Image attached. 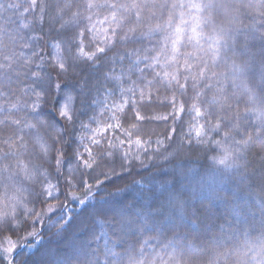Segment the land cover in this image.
<instances>
[{
  "label": "snow or ice",
  "instance_id": "obj_1",
  "mask_svg": "<svg viewBox=\"0 0 264 264\" xmlns=\"http://www.w3.org/2000/svg\"><path fill=\"white\" fill-rule=\"evenodd\" d=\"M29 9L41 27L47 15L49 27L56 30L60 42L52 46H64L66 55L56 57L58 76L67 75L69 68H88L100 72L98 83L105 97L119 94V101H113L110 107L104 102L110 112L105 126L100 127L101 122L92 118L98 126L90 130V143L97 150L93 154L91 147H85L88 159L83 167L92 169L95 164L99 169V174L92 177L94 181L100 177L111 179L116 171L111 162L117 156L123 169L148 152L151 141L141 138L139 122L171 117L176 123L187 116L188 142H210L220 149L221 155L213 160L225 173L235 172L242 183L250 181L260 188V211L264 214V0H30L24 8L19 2L0 0V234L34 227H26V223L29 217L37 216L35 205H46L38 222L56 211L50 201H58L63 195H53L48 190L54 186L43 164L55 165L59 173V157L64 151L57 145L66 141L58 135L49 143L50 125L57 133L60 129L43 111L41 105L47 101L32 85L46 93L48 88L43 80L21 72L31 60L23 51L29 46L23 31L32 25L27 19ZM253 41H259L258 48ZM29 79L32 84L22 87V80ZM14 86H21L24 95L36 99L22 101ZM162 90L167 94L161 96ZM55 91H62L59 83ZM80 92L82 103H90L83 88ZM72 100L69 94L60 106V116L69 122L73 119ZM165 101L170 106L167 113L141 114V108ZM94 102L100 103L98 99ZM122 117L127 118L128 127H124ZM114 128H123L128 149L124 140L117 137L115 142L106 135ZM171 132L175 133L176 128ZM213 134L220 138L215 139ZM80 142L83 144V138ZM155 143L162 145L164 141L157 139ZM133 145L135 155L131 152ZM73 173L69 168L64 176L66 187H74V181L83 186V176L77 179ZM217 183L222 185L224 181L212 176L206 184L201 182L198 190L207 189L212 194ZM72 199L84 203L81 198ZM28 203L33 207L29 208ZM186 203L169 193L166 203L156 207L150 200L140 207L133 201L106 210L107 215L97 212L95 219L104 225L112 224L118 234L109 246V233H101L106 237L105 255L111 257L106 264H264V221L253 236L254 225L246 216L241 217L239 208H234L215 228L210 216L202 218L193 209L190 215L195 231L183 232L180 228L188 214ZM169 209H174L175 215ZM60 211L64 224H70L72 218L65 207L61 206ZM67 231L63 227L54 236L68 242ZM146 232L154 234L145 237ZM133 233L138 234L135 240L127 243L123 251H116V244L131 240ZM5 240V251L12 252L15 243L11 237ZM150 241L156 242L158 250ZM65 264L97 261L68 257Z\"/></svg>",
  "mask_w": 264,
  "mask_h": 264
},
{
  "label": "trees",
  "instance_id": "obj_2",
  "mask_svg": "<svg viewBox=\"0 0 264 264\" xmlns=\"http://www.w3.org/2000/svg\"><path fill=\"white\" fill-rule=\"evenodd\" d=\"M9 2H19L22 8L30 2V0H5ZM48 0H38V3H47ZM13 11V10H10ZM27 19L32 21L29 29L23 30L26 38L29 41V46L23 49L25 56H31L30 63L25 65L22 73H26L33 79L44 81V87L48 88L46 93L40 86L32 85L39 93L42 100L47 103H42L41 107L47 116L56 121L55 127L60 129L57 133L50 127L47 130V138L49 143H52L54 137L62 135L66 143L57 145L64 151V155L59 157L62 160L61 171L58 173L55 170V165L49 166L44 163L43 167L48 172V181L54 187H49V191L53 195L62 192L59 200L50 201L56 211L43 216L42 219L37 218L41 215L46 205L36 204L35 209L37 216L29 217L27 225H35L34 227L21 230L16 233L4 232L0 234V264H65L68 257H78L81 260H95L97 264H106L110 260V256L105 255L106 237L101 233L107 231L111 237L108 240L109 246L113 241L117 240L118 234L114 231L112 224L104 225L95 219L97 212L106 210H114L124 206L125 204L135 202V206L140 207L145 205V201L150 200L151 206H159L162 202L167 201L169 193L176 195L179 199L186 201L188 214L183 220V227L180 228L183 232L195 231L192 224L191 211L194 209L197 215L202 218L208 215L214 220L213 228L217 224L223 222L226 216H229L234 208H239L241 217H247L249 223L254 225L252 235L258 234V228L261 221H264V214L260 211L261 195L260 188L252 182L242 183L235 172L225 173L222 166L218 165L213 157L221 155L220 149L214 144L207 143L196 145L193 141L188 142L187 131L190 118L182 116L180 121L172 122V118L168 120H144L139 122L141 138L151 141V147L147 153H142L140 160L133 162V165H127L123 169L120 167V158L116 157L112 161V166L116 171L112 174L111 179L100 177V180L94 181L93 176L99 174V169L95 164L92 169L83 167V162L88 159V153L85 147H91L93 154L96 153V146L90 143L91 129L98 125L92 119L95 117L101 122L100 127L105 126L108 122L107 118L110 112L104 107L105 100L110 107L113 101H119V94L105 97L103 87L99 85L100 72H94L88 68L68 69V74L61 77L57 73L58 68L57 55H66L63 44H60L59 49L52 45L60 43L56 38V30L49 27V20L45 15L43 27L36 22L32 10H28ZM47 12V9H46ZM38 15V10H37ZM57 29L59 25L55 26ZM255 48L259 47V41H253ZM33 52L37 55H31ZM50 77V79H49ZM87 80V84L84 81ZM59 83L62 91L57 93L55 85ZM32 84V81L22 80V87H27ZM17 87L16 94L22 101L31 102L36 99L33 95H24L20 90L21 86ZM99 87V92L96 91ZM83 88L87 93L86 99L90 103H82L80 89ZM71 94L73 100L71 102V114L73 119L71 122L63 119L60 116V106L63 100ZM163 90L160 95H166ZM98 99L100 103L94 101ZM179 99H185L180 97ZM169 105L165 101L163 104H156L151 108H141L142 115H161L169 111ZM129 108L131 104L129 103ZM127 112V110H126ZM124 127H128L126 117H122ZM175 127L176 132L172 133L171 128ZM183 128V134L181 133ZM109 139L118 142L125 141V149H128L127 137L123 134V128L109 129L106 133ZM171 136V139L167 137ZM215 139L220 137L213 134ZM83 138V144H81ZM99 138V137H98ZM163 140L162 145H157L155 141ZM157 148L159 149L157 151ZM258 151V150H257ZM77 152L80 156H77ZM132 155L136 154V148L133 145L131 149ZM251 158V157H250ZM141 160L143 163H141ZM257 165L259 160L256 161ZM74 170V175L79 179L82 175L86 182L83 186L74 181V187H66L64 176L68 174V169ZM105 171H111L105 168ZM212 176L219 177L224 181L221 185H215V192L210 194L207 189L199 191L201 182L205 184ZM38 180H43V177H38ZM31 187V185H26ZM38 188V185H36ZM48 185L46 184L45 187ZM27 195V194H25ZM83 199L81 204L79 200H74L72 197ZM29 200L31 197L28 198ZM211 201V202H210ZM27 206L32 208L33 205L28 203ZM61 206L65 207L67 214L72 218L71 223L64 224L61 213ZM21 211L18 209V212ZM175 215L174 209H169ZM51 216V219L48 217ZM167 223V222H166ZM179 223V221H177ZM200 225V222H197ZM203 227V225H200ZM67 227L68 242L54 236L58 229ZM32 233H36L34 237ZM154 233L146 232L145 237L151 236ZM131 240L122 241L116 244L115 250L123 251L127 243L135 240L138 235L130 234ZM5 237H11L12 241L20 242V247L9 257L2 248L6 242ZM240 239L244 237L241 234ZM33 241H35L33 243ZM153 248L158 250L155 241H150ZM15 257V258H14Z\"/></svg>",
  "mask_w": 264,
  "mask_h": 264
},
{
  "label": "rangeland",
  "instance_id": "obj_3",
  "mask_svg": "<svg viewBox=\"0 0 264 264\" xmlns=\"http://www.w3.org/2000/svg\"><path fill=\"white\" fill-rule=\"evenodd\" d=\"M16 245V247L14 248V250L12 252H6L5 249L8 247L7 245V242H5L2 246V248L4 249V251L6 252L7 256L11 257L14 252L20 247V242H16V241H13Z\"/></svg>",
  "mask_w": 264,
  "mask_h": 264
}]
</instances>
